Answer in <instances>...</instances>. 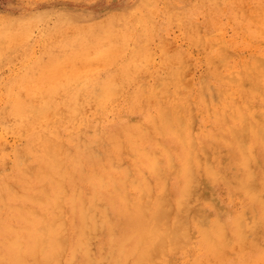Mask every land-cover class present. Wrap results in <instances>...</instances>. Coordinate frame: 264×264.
<instances>
[{"label":"rangeland","instance_id":"obj_1","mask_svg":"<svg viewBox=\"0 0 264 264\" xmlns=\"http://www.w3.org/2000/svg\"><path fill=\"white\" fill-rule=\"evenodd\" d=\"M150 1L153 2V0H147V1L146 0H130V1L129 0H0V41H2L0 42V184L3 185V187L2 185H0V205H2L0 206L1 209L0 217L2 216L3 218V219L0 218V231L1 229L2 231H4V233L2 231L0 232V235H2L0 236V252L2 253L4 251L3 252L4 254L0 253L1 254L0 264H8V263L11 264L10 260H8L10 258L9 251L6 249L7 247H5L6 241H8V239L11 236H15V237L17 236V238L20 241H22L25 245L28 244L27 240H29V235H30L28 229L30 224H29V219L24 218L22 215L25 209H30L32 211L36 209L33 213L37 212L35 213V217L37 216L36 214H38L39 216L37 217V219L40 221L45 219L47 215V210L50 212L49 218L51 219H48L47 224H50V220L51 222H53V219L56 221L53 222V225L51 223V226H53L55 231L54 232L55 234L52 235L53 240L55 237L54 244H58L56 245L57 246L56 249L54 248L55 258L53 257L49 260L47 259L46 261H45L46 258H43V255L41 253L36 254L37 255L36 257V255L34 256L33 254L24 251L23 258H26L24 260V262H26L25 264H35V263L36 264H132L133 262L134 264L136 263L137 264H183V263L184 264H201V263L202 264H207V263L208 264H220V263L221 264H244V263L264 264V251H263L264 250V246H263L264 245V234H263L264 233V162H263L264 134H261L262 131H260L261 132L260 134L263 135L262 136L263 139H262L259 133H257V129L259 127H261L264 131V99H263L264 72L262 68L264 67V0H188V1L187 0H176V1L156 0L153 3ZM69 12L70 13L72 12L71 15ZM73 13L75 14V16ZM147 13L149 16L147 15ZM150 15H152L151 18ZM15 17L16 20L14 19ZM18 17H20V19ZM62 19L64 20V22ZM161 19L164 20L161 21ZM151 21L153 22L151 23ZM128 28H130L129 31L127 30ZM148 34L151 36H148ZM24 35L26 37H24ZM48 38L50 39V41H52V43L49 41ZM90 51L91 52L93 51L94 53L92 54ZM11 57L12 60L10 61L9 59ZM91 57L93 61L91 60ZM100 60L102 63L100 62ZM69 61L72 62L69 63ZM76 61L78 64L76 63ZM106 61L108 62L106 63ZM258 61L259 63H261V65L259 64L258 67H256ZM86 62L87 64L85 65ZM97 62H99V64ZM72 64L73 66H71ZM79 64H81L82 66H80ZM90 64H92V66ZM249 64L252 65L249 66ZM141 66L142 68H145L146 66V69H142ZM78 67H81V70ZM169 68H171V70ZM125 69L126 71H124ZM259 69H261L262 71ZM179 70L181 71L179 72ZM249 70H253L254 72ZM68 71H70L74 76L71 73L70 74L73 77L70 76V74H68ZM136 71L139 73L137 74ZM175 71L177 72V75ZM127 72L128 75L126 76L125 73ZM49 73H51L52 75H50ZM59 73L62 75H60ZM134 74L139 75V77ZM226 75H228V77ZM232 75L235 77V79ZM61 76L63 78H61ZM104 77L105 78L107 77L108 80L106 79L105 81ZM43 79H48V80H43ZM124 79L126 81H123ZM112 81L115 83H113ZM186 81H188V83ZM171 82L174 84H172ZM159 83L161 85L157 86V84ZM143 84L144 87H142ZM96 85L98 86V88ZM184 85L186 87H184ZM28 87L31 88L29 92H28L29 89ZM111 87L113 88V90ZM145 87H147V89ZM165 87L169 90V93H167ZM183 87L185 89H183ZM78 88L80 89L81 92L79 91ZM171 88H173V90H171ZM174 88L179 92L176 91ZM180 88H182L183 91ZM106 89H108V92H106L107 91ZM100 90L103 93H101ZM151 90L153 91L150 92ZM17 91L19 93L20 91H22L20 93L22 96L18 94ZM112 91L115 92L113 93ZM144 91L146 92L144 93ZM210 92L215 93V95L213 94L212 97V94ZM78 94L80 95V97H78L79 96ZM82 94L84 95V97L81 96ZM103 96L105 98H103ZM106 96L107 97L109 96L108 99L106 98ZM78 98L80 102L78 101ZM80 99L82 100V102ZM206 99L208 103L206 102ZM148 100L149 102H147ZM177 100H179L180 102ZM30 101H31V105H30ZM171 101H173L174 103ZM91 102L94 103L91 104ZM176 102L179 103L180 108L178 106V103ZM26 104L28 105V107ZM187 104L189 106H187ZM218 104L220 107L217 106ZM82 105L85 108L84 107L81 108ZM59 106L61 108H58ZM69 106L71 108H69ZM97 106L99 107L101 106V107L97 108ZM164 106H167L168 108ZM77 107H79V109ZM183 107H185L186 109H184ZM192 109L193 111H190ZM10 110H12L13 113ZM110 110L112 112H110ZM214 110L217 112H215ZM17 111L21 113L17 114L18 113ZM165 111L167 112L166 117L168 118V122H166L167 121L166 119L165 122L168 123V125L165 122H163L164 118H166L164 116L166 115ZM191 112L194 113L192 114ZM231 113L234 114L232 115ZM242 113L245 114L246 117ZM14 115L18 117H14ZM152 116H154L155 118ZM169 116L170 118H172L173 121L169 119ZM177 116L178 118H180L179 116L183 118V120L181 118L182 120L181 122L182 125L184 124V126H182L181 123L179 122L180 119L176 120ZM192 116L193 118H191ZM243 117H245L246 119H244ZM75 120L78 122H76ZM96 120H98V123ZM47 121H49L48 124ZM244 121L246 122L244 123ZM156 122L157 125L155 126ZM169 122L170 125L172 124V126H174V128H171L172 126L169 125ZM191 123L193 124L189 125ZM6 124H8V126ZM17 124L19 126L20 124L22 125L19 127ZM175 124L176 125L180 124L181 126L179 125L176 127ZM186 124L189 126H187ZM242 124L243 125L247 124V131L243 130V128H245L246 125L243 127L239 126ZM157 126L160 128H157ZM179 127L183 128L181 134H180L181 131H179L178 129ZM34 128H36V130ZM176 128L178 129V131L176 130ZM255 128L257 129L255 130ZM259 130L261 129L259 128ZM235 132L239 134L241 132L245 133V135L242 133L244 136L242 135L240 136H242L241 137L242 139L243 137L246 136L245 138H247L248 140L243 139L244 140L243 141L241 138H239V140L241 139V141L238 142L237 140L238 137H237L236 138L237 143H236ZM115 133L118 135H115ZM168 133L170 134L171 137L169 136ZM191 133L194 136V140L192 138L193 136L191 135ZM20 134L21 136H19ZM41 134H43V136L48 135L49 136V137L47 136L48 138L51 137L50 140H47V137H43ZM159 134L161 135L159 136ZM179 134L182 135L183 138L186 137L187 139L186 138L183 139L182 136L179 137ZM190 135L192 137H190ZM40 136L43 138H41ZM184 140L185 143L183 142ZM191 140L193 143L191 142ZM80 141L82 143H80ZM115 141L117 142L114 143ZM55 142H57L56 144L57 146L54 145ZM60 142H63L64 144H61ZM190 143H192L193 146L192 144L190 145ZM47 144L48 147L52 146V149L51 148L48 149V147L46 146ZM60 144L62 147L60 146ZM148 144L150 146H147ZM201 145L204 146V148L206 147L205 148L206 150L204 148L202 150ZM241 145L243 146L241 147ZM59 146L61 147V150ZM89 146L91 147L90 149L84 148ZM239 146L243 148L245 154ZM253 146H254V150H253ZM191 147H195V148H191ZM43 148L48 150V152H52V153L57 150V152L59 151L60 154H57L55 152L54 157L50 158L49 155L50 154L52 155V153H47V151H45V149ZM53 148L54 149L56 148V150H54ZM216 148L218 149L217 151ZM97 149L99 151H97ZM207 149L210 150L208 151ZM92 151L95 152L93 153ZM207 152H208V157H207ZM256 152L258 154L260 153V155H258ZM55 154L59 155L60 159L63 160V162H61V160L58 159L59 157L55 156ZM94 154L96 156H94ZM73 155L77 157L76 160L78 161V163L74 160L75 157ZM170 155L173 156L170 157ZM55 157L57 158V160L55 159ZM198 157L200 161L197 159ZM46 159H49L50 161L51 159H53V163H55L56 161L58 165L61 162L63 167L60 165L59 168L58 165L56 166L55 164L54 166L55 172H53L50 175L51 178L47 177L43 179H37L41 174H44V172H46L44 171V169L42 170V167L44 166V161ZM72 159L74 160V162ZM163 159L165 160L162 161ZM188 159H190L191 163L193 164V167H190L192 166L191 163H187L189 161ZM96 160L97 162H95ZM207 160L208 162H210L209 163L211 165V166L209 165L210 167L206 165ZM19 161L21 162V164ZM118 161L121 162L119 163ZM155 162L157 163L155 164ZM217 163L220 165H218ZM24 164L26 165L24 166ZM186 164L188 165V167ZM203 164L205 167L203 166ZM5 165H6V169H3L5 168ZM33 165L36 168L35 170L33 169L34 168ZM174 165L175 167H178L180 169L173 167ZM158 167L162 171H160ZM217 167L219 168V170ZM56 168L58 171L56 170ZM62 168H64L65 170L64 169L62 170ZM191 168L193 169L191 170ZM210 168H212V170ZM66 169L69 170L66 171ZM28 170H30L31 173H28L30 172ZM252 170L253 172L255 171L254 174L252 173ZM177 171H179L178 174ZM187 171H189V173ZM214 171L215 172L217 171V173H215ZM73 173H74V177H73ZM88 174L89 175L92 174V175L88 177ZM252 174L254 176H252ZM69 175H71L72 178ZM164 175L166 176V179ZM193 175L195 176L197 175L196 176L197 179L195 178L197 181L194 180L193 177L195 176ZM134 176L135 178H137L136 180L134 179ZM220 176H222L223 178H221ZM192 179L194 181H192ZM129 180L132 185L129 183ZM139 181H141L140 183L142 185L143 190L140 186ZM4 182L5 183L8 182V183L5 184ZM44 182H46V184ZM90 183L93 185H91ZM247 183L248 184L250 183L251 187L252 185L254 186L252 187L253 190L247 189L250 188L249 187L250 184L248 186ZM9 184H11V186ZM42 184H45L44 189ZM63 184H65L66 187L63 186ZM27 185L29 187H26ZM18 186H20L21 189ZM8 187L11 189H9ZM12 189L14 190L12 191ZM16 189L18 190V193ZM1 191L3 193H1ZM34 191H38L42 193L43 197L46 196L45 198H43L44 201L46 200L45 202L41 200L42 205L35 203L34 201L31 202V200H25L22 198V195H26V193L27 194L34 193ZM165 191L167 194H165ZM15 192L18 194V196ZM141 193H144L145 196H142ZM258 193H260L261 196ZM147 194L149 195L151 194V195L149 196ZM162 194L165 196L168 195L167 197L169 202L173 206V210L169 206V204H167L168 207L167 205H165L167 200L164 201L165 204L160 203L161 200L159 201L158 199L160 198L162 199L164 197V196L162 197ZM140 195L142 196V199ZM158 195H160L159 198ZM114 196H116V198ZM155 197H157V199ZM56 198L59 200V202L57 203L56 201L58 200ZM144 198H147L148 202H146L147 199ZM164 198L162 200H164ZM83 200H85L84 202L85 204L83 203ZM144 200H146L145 203L147 204L149 203L147 205L148 207L146 208L147 210H145L146 211L145 216L142 214V211L144 209H142L141 211V208L143 206L139 207L140 205H145V203L142 204ZM157 201H159L160 204ZM60 202H62L63 208L60 207V205H58V203L61 204ZM63 202L65 204H63ZM79 204L81 205L79 206ZM134 204L136 205V207ZM182 204H186V205L188 204V208L189 206L191 207L188 210L187 206L186 205L182 206ZM160 205H163V207L166 209L160 207ZM90 206L93 208H90ZM52 207L53 208L55 207L54 211ZM154 209L159 211L157 212ZM163 210L164 211L168 210V213L170 210L173 212L170 211L169 213L170 215H168V213L165 212L166 215H164L165 213L163 212ZM182 210H184L185 213ZM84 211L87 213H85ZM91 211L93 212V214ZM153 211H155V213ZM161 211L164 214L159 213ZM56 212L60 213L61 216L63 214L62 216V219L64 218L63 223H61L62 222L61 216L59 217V214H57ZM74 212L76 215L78 214L80 216L77 215L78 216L77 218ZM153 213L155 214V216H152L154 215ZM181 213H184L182 214L183 216L181 215ZM156 214L158 215L162 214V216L165 217L162 218L161 216H158L159 217L158 218ZM167 215L168 217L169 216L170 217L167 218ZM178 215L179 216L181 215L179 219H178L179 217ZM85 216L87 217L85 218ZM152 217L153 219L149 221V218ZM104 218L106 219L104 220ZM160 218L162 219L160 220ZM165 218L169 220H167L166 222ZM118 219L121 221H118ZM202 219L204 221H202ZM123 220L125 223L124 222L122 223ZM154 221L155 222L160 221V223L156 222L155 225ZM241 221L243 222L242 224ZM163 222L166 225H164ZM185 222H187L189 226ZM126 223L128 224L126 225ZM7 224H9V226ZM243 224L244 226H242ZM125 225L127 228H124ZM137 226L139 227L141 226V231L139 235L140 238L137 236L136 232L133 231L136 230ZM153 226L154 229L155 228L156 229L151 231L152 229L150 230V228H153ZM178 226L180 228H182L183 226L184 229L188 227V229L185 233H183L185 230H183V228L180 229ZM255 226L257 227L258 230H255L256 229ZM39 228H40L39 231L41 232L42 224H39ZM63 228H65V230ZM243 228L245 229L242 231ZM249 228H250V233H249ZM252 228L254 231L251 230ZM56 229L58 230V232ZM81 229L82 232L80 231ZM144 229L147 230L148 233ZM60 230L61 232L59 233ZM95 230L96 232H94ZM161 230H163V234L161 233ZM170 230L171 232L175 230L174 233L172 232L173 234H175L176 231L178 232L175 234V236L176 235L181 236V237L176 236L179 238V240L175 241L176 237L174 239V236H172L174 240L168 238V236L170 237L171 235H173L170 232ZM179 230L181 232H179ZM131 231L133 232L130 235ZM166 232L171 234L166 235ZM240 233L242 234V236L240 235ZM254 233L255 234L257 233V236L253 235ZM120 234H122L123 236ZM164 234L166 237H164ZM246 234L247 235L250 234L252 236L249 235L248 238L245 239L246 237L244 236ZM61 235H63L65 240L67 238L65 242L63 241V238H61ZM146 235L147 237H145ZM253 236L256 238H252ZM90 238H92V240ZM167 238L171 239L172 241H167L168 240ZM182 238L183 240H180ZM222 238L224 243L222 241ZM185 239L187 240V242H185L186 241ZM230 239L232 240L229 241ZM60 240L65 244H62ZM94 240L96 244L94 243ZM153 240L154 241L162 240L160 241L161 244L163 243V241L164 242L167 241V244L163 243L164 246L165 245L167 246L163 248V244L159 246L160 245L159 241L158 243L157 242L154 243ZM239 241L241 244L239 243ZM243 241L246 242V244ZM59 242L62 245L59 244ZM217 242L219 244H217ZM3 243H5V245ZM242 243H244L243 247H241ZM170 244H172L171 246L174 247L175 249L170 247ZM234 245H236V247H234ZM63 246H66V248H64ZM156 246H159V249ZM61 247H63V249ZM133 248L134 250H132ZM155 249L158 250L159 253H155L154 252ZM149 251L150 252L153 251V253L151 252L153 256L150 254ZM162 251H164V254ZM62 252L63 254H61ZM255 253L256 254L258 253L260 255H256ZM132 254L134 256H132ZM261 254L263 255L261 256ZM140 255L141 257L138 258ZM216 257H218L219 259ZM220 258H222L221 261ZM222 260L224 263L222 262ZM106 261H108L109 263H106ZM141 261L143 262L141 263Z\"/></svg>","mask_w":264,"mask_h":264},{"label":"bare ground","instance_id":"obj_2","mask_svg":"<svg viewBox=\"0 0 264 264\" xmlns=\"http://www.w3.org/2000/svg\"><path fill=\"white\" fill-rule=\"evenodd\" d=\"M129 1H130V0H129ZM146 1H147V0H146ZM154 1H156V0H153V2H154ZM175 1H176V0H175ZM187 1H188V0H187ZM150 2H152V1H150ZM153 2H152V3H153ZM194 2H196V1H194ZM194 4H195V3H194ZM189 5H190V4H189ZM191 5H192V4H191ZM153 6H154V5H153ZM179 6H181V5H179ZM179 6H178V7H179ZM122 7H123V6H122ZM151 7H152V6H151ZM190 8H191V7H190ZM43 9H44V8H43ZM43 9H42V10H43ZM47 9H48V8H47ZM146 9H147V8H146ZM148 9H149V8H148ZM150 9H151V8H150ZM155 9H156V8H155ZM166 9H167V7H166ZM183 9H184V8H183ZM185 9H186V8H185ZM192 9H193V8H192ZM45 10H46V9H45ZM91 10H92V9H91ZM123 10H124V9H123ZM130 10H131V9H130ZM78 11H79V10H78ZM89 11H90V10H89ZM147 11H148V10H147ZM36 12H37V11H36ZM36 12H35V13H36ZM81 12H82V11H81ZM117 12H118V11H117ZM165 12H166V11H165ZM172 12H173V11H172ZM37 13H38V12H37ZM69 13H70V12H69ZM71 13H72V12H71ZM71 13H70V15H71ZM149 13H150V12H149ZM169 13H170V12H169ZM180 13H181V12H180ZM184 13H185V12H184ZM190 13H191V12H190ZM73 14H74V13H73ZM94 14H95V13H94ZM96 14H97V12H96ZM98 14H99V13H98ZM113 14H114V13H113ZM125 14H126V13H125ZM29 15H30V14H29ZM53 15H54V14H53ZM55 15H56V14H55ZM87 15H88V14H87ZM115 15H116V14H115ZM115 15H114V17H115ZM119 15H120V14H119ZM119 15H118V16H119ZM147 15H148V13H147ZM147 15H145V16H147ZM163 15H164V13H163ZM167 15H168V14H167ZM171 15H172V14H171ZM180 15H181V14H180ZM188 15H189V14H188ZM14 16H15V15H14ZM72 16H73V15H72ZM74 16H75V14H74ZM107 16H108V15H107ZM122 16H123V15H122ZM127 16H128V15H127ZM148 16H149V15H148ZM151 16H152V15H150V18H151ZM185 16H186V15H185ZM10 17H11V16H10ZM25 17H26V16H25ZM78 17H79V16H78ZM82 17H83V16H82ZM140 17H141V16H140ZM3 18H4V17H3ZM18 18L20 19V17H18ZM42 18H43V17H42ZM57 18H58V17H57ZM66 18H67V17H66ZM70 18H71V17H70ZM14 19L16 20V17H15ZM24 19H25V18H24ZM80 19H81V18H80ZM152 19H153V18H152ZM156 19H157V18H156ZM12 20H13V19H12ZM27 20H28V19H27ZM62 20H63V19H62ZM67 20H68V19H67ZM77 20H78V18H77ZM98 20H99V19H98ZM105 20H106V19H105ZM114 20H115V19H114ZM114 20H113V21H114ZM124 20H126V19H124ZM150 20H151V19H150ZM162 20H164V19H161V21H162ZM99 21H100V20H99ZM146 21H147V20H146ZM12 22H13V21H12ZM37 22H38V21H37ZM41 22H42V21H41ZM63 22H64V20H63ZM70 22H71V21H70ZM85 22H86V21H85ZM91 22H92V21H91ZM101 22H102V21H101ZM114 22H115V21H114ZM144 22H145V21H144ZM152 22H153V21H151V23H152ZM154 22H156V21H154ZM16 23H17V22H16ZM35 23H36V22H35ZM67 23H68V22H67ZM111 23H112V22H111ZM28 24H29V23H28ZM36 24H37V23H36ZM101 24H102V23H101ZM146 24H147V22H146ZM154 24H155V23H154ZM160 24H161V22H160ZM5 25H6V24H5ZM12 25H13V24H12ZM23 25H25V24H23ZM38 25H40V24H38ZM111 25H112V24H111ZM156 25H157V24H156ZM13 26H14V25H13ZM31 26H32V25H31ZM34 26H35V25H34ZM92 26H93V25H92ZM120 26H121V25H120ZM32 27H33V26H32ZM108 27H109V26H108ZM113 27H114V26H113ZM164 27H166V26H164ZM119 28H120V27H119ZM148 28H149V27H148ZM193 28H194V27H193ZM20 29H21V28H20ZM25 29H26V28H25ZM29 29H31V28H29ZM129 29H130V28H128L127 30L129 31ZM133 29H134V28H133ZM143 29H144V28H143ZM190 29H191V27H190ZM23 30H24V29H23ZM115 30H116V29H115ZM115 30H114V31H115ZM149 30H151V29H149ZM154 30H155V29H154ZM6 31H7V30H6ZM159 31H160V30H159ZM161 31H162V30H161ZM92 32H93V30H92ZM122 32H124V31H122ZM14 33H15V32H14ZM16 33H17V30H16ZM26 33H27V32H26ZM44 33H45V32H44ZM19 34H20V33H19ZM27 34H28V33H27ZM27 34H26V35H27ZM33 34H34V33H33ZM124 34H125V33H124ZM15 35H16V34H15ZM15 35H14V36H15ZM30 35H31V34H30ZM138 35H139V34H138ZM151 35H152V33H151ZM151 35L148 34V36H151ZM17 36H18V35H17ZM20 36H21V35H20ZM123 36H125V35H123ZM24 37H26V36L24 35ZM152 37H153V36H152ZM152 37H151V38H152ZM3 38H4V37H3ZM14 38H16V37H14ZM18 38H20V37H18ZM32 38H33V36H32ZM46 38H47V37H46ZM143 38H144V37H143ZM48 39H49V38H48ZM121 39H122V38H121ZM138 39H139V38H138ZM138 39H137V40H138ZM148 39H149V38H148ZM4 40H6V39H4ZM23 40H24V39H23ZM52 40H53V39H52ZM129 40H130V39H129ZM129 40H128V41H129ZM140 40H141V39H140ZM49 41H50V39H49ZM94 41H95V40H94ZM117 41H118V40H117ZM123 41H124V40H123ZM142 41H143V40H142ZM0 42H2V41H0ZM47 42H48V41H47ZM50 42L52 43V41H50ZM50 42H49V43H50ZM130 42H131V41H130ZM139 42H140V41H139ZM82 43H83V42H82ZM44 44H45V43H44ZM46 44H47V43H46ZM197 44H198V43H197ZM44 46H45V45H44ZM69 46H70V45H69ZM78 46H79V44H78ZM122 46H124V45H122ZM137 46H138V45H137ZM137 46H136V47H137ZM49 47H50V46H49ZM143 47H144V46H143ZM143 47H142V48H143ZM43 48H44V47H43ZM46 48H47V47H46ZM47 49H48V48H47ZM113 50H114V49H113ZM98 51H99V50H98ZM54 52H56V51H54ZM85 52H86V51H85ZM87 52H88V51H87ZM90 52H91V51H90ZM122 52H123V51H122ZM91 53L93 54L94 52L92 51ZM91 53H90V54H91ZM100 53H101V52H100ZM24 54H25V53H24ZM85 54H86V53H85ZM95 54H96V53H95ZM101 54H102V53H101ZM124 54H125V53H124ZM58 55H59V54H58ZM76 55H77V54H76ZM98 55H100V54H98ZM106 55H108V54H106ZM106 55H105V56H106ZM122 55H123V54H122ZM133 55H134V54H133ZM167 55H168V54H167ZM16 56H17V55H16ZM60 56H61V55H60ZM74 56H75V55H74ZM80 56H81V55H80ZM93 56H94V55H93ZM96 56H97V55H96ZM12 57H13V56H12ZM12 57L9 59L10 61L12 60ZM57 57H59V56H57ZM87 57H88V56H87ZM102 57H103V55H102ZM113 57H114V56H113ZM165 57H166V56H165ZM47 58H48V57H47ZM60 58H61V57H60ZM76 58H77V56H76ZM76 58H75V59H76ZM97 58H98V57H97ZM72 59H73V58H72ZM84 59H85V57H84ZM102 59H103V58H102ZM102 59H101V60H102ZM120 59H121V58H120ZM88 60H89V59H88ZM91 60H92V57H91ZM91 60H90V61H91ZM101 60H100V62H101ZM103 60H104V59H103ZM128 60H129V59H128ZM134 60H135V59H134ZM181 60H182V58H181ZM181 60H180V61H181ZM66 61H67V60H66ZM72 61H73V60H72ZM72 61H69V63H71ZM80 61H81V60H80ZM84 61H85V60H84ZM86 61H87V60H86ZM92 61H93V60H92ZM92 61H91V62H92ZM136 61H137V60H136ZM143 61H144V59H143ZM146 61H147V60H146ZM78 62H79V61H78ZM87 62H88V61H87ZM87 62L85 63V65L87 64ZM104 62H105V61H104ZM107 62H108V61H106V63H107ZM134 62H135V61H134ZM67 63H68V62H67ZM76 63H77V61H76ZM80 63H81V62H80ZM83 63H84V62H83ZM83 63H82V64H83ZM92 63H93V62H92ZM97 63L99 64V62H97ZM101 63H102V62H101ZM106 63H105V64H106ZM128 63H129V62H128ZM138 63H139V62H138ZM179 63H180V62H179ZM181 63H183V62H181ZM249 63H250V62H249ZM77 64H78V63H77ZM130 64H132V63H130ZM136 64H137V63H136ZM141 64H142V63H141ZM144 64H145V63H144ZM259 64L261 65V63H259V61H258V64H257L256 67H258ZM79 65L82 66L81 64H79ZM90 65L92 66V64H90ZM106 65H107V64H106ZM244 65H245V64H244ZM251 65H252V64H251ZM251 65L249 64V66H251ZM69 66H70V64H69ZM71 66H73V64H72ZM76 66H77V65H76ZM136 66H137V65H136ZM147 66H148V65H147ZM262 66H263V65H262ZM262 66H260V67H262ZM53 67H54V66H53ZM53 67H52V68H53ZM59 67H60V65H59ZM64 67H65V66H64ZM64 67H63V68H64ZM93 67H95V66H93ZM178 67H179V66H178ZM183 67H184V65H183ZM256 67H255V68H256ZM65 68H66V67H65ZM78 68L81 70V67H78ZM88 68H89V67H88ZM105 68H106V67H105ZM139 68H140V67H139ZM141 68H142V66H141ZM262 68H263V72H264V67H262ZM54 69H55V68H54ZM58 69H59V68H58ZM71 69H72V68H71ZM91 69H93V68H91ZM100 69H102V68H100ZM107 69H108V68H107ZM142 69H146V66H145V68H142ZM169 69L171 70V68H169ZM173 69H174V68H173ZM178 69H179V68H178ZM244 69H245V68H244ZM59 70H60V69H59ZM59 70H58V71H59ZM61 70H62V69H61ZM69 70H70V67H69ZM82 70H83V69H82ZM87 70H89V69H87ZM96 70H97V69H96ZM112 70H113V69H112ZM138 70H139V69H138ZM181 70H182V69H181ZM181 70H179V72H180ZM253 70H254V69H253ZM253 70H249V71H253ZM259 70H261V69H259ZM83 71H84V70H83ZM124 71H126V69H125ZM124 71H123V72H124ZM139 71H140V70H139ZM144 71H145V70H144ZM184 71H185V69H184ZM241 71H242V69H241ZM261 71H262V70H261ZM47 72H48V71H47ZM62 72H63V71H62ZM65 72H66V70H65ZM108 72H109V71H108ZM128 72H129V71H128ZM128 72L125 73L126 76L128 75ZM136 72H137V71H136ZM142 72H143V70H142ZM142 72H140V73H142ZM175 72H176V71H175ZM253 72H254V71H253ZM27 73H28V72H27ZM70 73H71V72L68 71V74H70ZM98 73H99V72H98ZM104 73H105V72H104ZM138 73H139V72H137V74H138ZM158 73H159V71H158ZM185 73H186V72H185ZM239 73H240V71H239ZM260 73H261V72H260ZM49 74L52 75L51 73H49ZM59 74H60V73H59ZM63 74H64V73H63ZM71 74H72V73H71ZM71 74H70V76L73 75V74H72V75H71ZM107 74H108V73H107ZM137 74H134V75H137ZM143 74H145V73H143ZM54 75H55V73H54ZM60 75H62V74H60ZM66 75H67V74H66ZM172 75H174V74H172ZM176 75H177V72H176ZM179 75H180V74H179ZM214 75H215V74H214ZM217 75H218V74H217ZM42 76H43V75H42ZM73 76H74V75H73ZM73 76H72V77H73ZM115 76H116V75H115ZM123 76H124V75H123ZM137 76L139 77V75H137ZM159 76H160V75H159ZM170 76H171V75H170ZM224 76H225V75H224ZM224 76H223V77H224ZM226 76L228 77V75H226ZM232 76H233V75H232ZM250 76H251V75H250ZM257 76H258V75H257ZM37 77H38V76H37ZM51 77H52V76H51ZM53 77H55V76H53ZM101 77H102V76H101ZM121 77H122V76H121ZM184 77H185V76H184ZM216 77H217V76H216ZM233 77H234V76H233ZM61 78H63V77L61 76ZM66 78H67V77H66ZM104 78H105V77H104ZM126 78H127V77H126ZM126 78H125V79H126ZM131 78H133V77H131ZM140 78H141V77H140ZM231 78H232V77H231ZM237 78H238V77H237ZM259 78H260V76H259ZM262 78H263V77H262ZM36 79H37V78H36ZM51 79H52V78H51ZM70 79H71V78H70ZM80 79H81V78H80ZM94 79H95V78H94ZM101 79H102V78H101ZM106 79H107V77H106L104 80L106 81ZM121 79H122V78H121ZM125 79H124L123 81H126ZM134 79H135V77H134ZM136 79H137V78H136ZM211 79H213V78H211ZM220 79H221V78H220ZM234 79H235V77H234ZM245 79H246V78H245ZM252 79H254V78H252ZM263 79H264V78H263ZM37 80H38V79H37ZM43 80H48V79H43ZM55 80H56V79H55ZM55 80H54V81H55ZM66 80H67V79H66ZM75 80H76V78H75ZM107 80H108V79H107ZM109 80H110V79H109ZM130 80H131V79H130ZM228 80H229V79H228ZM54 81H53V82H54ZM57 81H58V80H57ZM59 81H60V80H59ZM114 81H115V80H114ZM116 81H117V80H116ZM164 81H165V80H164ZM166 81H167V80H166ZM169 81H170V80H169ZM243 81H244V80H243ZM248 81H249V80H248ZM29 82H30V81H29ZM34 82H37V81H34ZM46 82H47V81H46ZM103 82H104V81H103ZM108 82H109V81H108ZM112 82H113V81H112ZM121 82H122V80H121ZM141 82H142V81H141ZM141 82H140V83H141ZM186 82L188 83V81H186ZM220 82H221V81H220ZM252 82H253V81H252ZM256 82H257V81H256ZM27 83H28V82H27ZM40 83H41V82H40ZM60 83H61V82H60ZM82 83H83V82H82ZM113 83H115V82H113ZM119 83H120V82H119ZM171 83H172V82H171ZM260 83H261V82H260ZM34 84H35V83H34ZM46 84H47V83H46ZM56 84H58V83H56ZM56 84H55V85H56ZM62 84H63V83H62ZM104 84H105V83H104ZM109 84H110V83H109ZM131 84H132V82H131ZM152 84H153V83H152ZM161 84H162V82H161ZM161 84L159 83V84H157V86H158V85H161ZM172 84H174V83H172ZM177 84H178V83H177ZM185 84H186V83H185ZM199 84H200V83H199ZM233 84H234V83H233ZM249 84H250V83H249ZM28 85H29V84H28ZM42 85H43V84H42ZM44 85H45V83H44ZM44 85H43V86H44ZM49 85H50V84H49ZM60 85H61V84H60ZM107 85H108V84H107ZM111 85H113V84H111ZM111 85H110V86H111ZM117 85H118V84H117ZM153 85H154V84H153ZM167 85H168V84H167ZM169 85H170V84H169ZM252 85H253V84H252ZM255 85H256V84H255ZM33 86H35V85H33ZM79 86H80V84H79ZM82 86H83V85H82ZM96 86H97V85H96ZM105 86H106V85H105ZM163 86H164V85H163ZM170 86H171V85H170ZM174 86H175V85H174ZM207 86H209V85H207ZM259 86H260V85H259ZM46 87H47V86H46ZM94 87H95V86H94ZM118 87H120V86H118ZM127 87H128V86H127ZM142 87H144V84H143ZM153 87H154V86H153ZM184 87H186V86L184 85ZM184 87H183V89H185ZM262 87H263V86H262ZM262 87H261V88H262ZM28 88H29V87H28ZM28 88H27V89H28ZM38 88H39V87H38ZM97 88H98V86H97ZM97 88H96V89H97ZM111 88H112V87H111ZM139 88H140V87H139ZM145 88L147 89V87H145ZM155 88H157V87H155ZM159 88H160V87H159ZM162 88H163V87H162ZM165 88H166V87H165ZM168 88H169V86H168ZM178 88H179V87H178ZM216 88H217V87H216ZM239 88H240V87H239ZM252 88H253V87H252ZM30 89H31V88L28 89V92H29ZM78 89H79V88H78ZM109 89H110V88H109ZM118 89H119V88H118ZM124 89H126V88H124ZM163 89H164V88H163ZM174 89H175V88H174ZM180 89H182V88H180ZM183 89H182V91H183ZM196 89H198V88H196ZM220 89H221V88H220ZM241 89H242V88H241ZM256 89H257V88H256ZM258 89H259V88H258ZM263 89H264V87H263ZM94 90H95V89H94ZM94 90H93V92H94ZM106 90H107L106 92H108V89H106ZM112 90H113V88H112ZM122 90H123V89H122ZM122 90H121V92H122ZM143 90H144V89H143ZM159 90H160V89H159ZM164 90H165V89H164ZM166 90H167V93H169V90H168L167 88H166ZM171 90H173V88H171ZM175 90H176V89H175ZM206 90H207V89H206ZM244 90H245V89H244ZM253 90H255V89H253ZM79 91H80V89H79ZM79 91H78V92H79ZM104 91H105V90H104ZM141 91H142V90H141ZM152 91H153V90H151L150 92H152ZM154 91H156V90H154ZM161 91H162V90H161ZM176 91H178V90H176ZM203 91H204V90H203ZM248 91H249V90H248ZM17 92H18V91H17ZM21 92H22V91H20V93H21ZM31 92H32V91H31ZM80 92H81V91H80ZM80 92H79V93H80ZM100 92H101V90H100ZM100 92H99V93H100ZM112 92H113V91H112ZM114 92H115V91H114ZM114 92H113V93H114ZM145 92H146V91H144V93H145ZM178 92H179V91H178ZM228 92H229V91H228ZM245 92H246V91H245ZM262 92H263V91H262ZM20 93L18 92V94H20ZM101 93H103V92H101ZM154 93H157V92H154ZM165 93H166V92H165ZM183 93H185V92H183ZM206 93H207V92H206ZM210 93L212 94V97H213V94L215 95V93H212V92H210ZM230 93H231V92H230ZM16 94H17V93H16ZM33 94H34V93H33ZM76 94H77V93H76ZM95 94H97V93H95ZM118 94H119V93H118ZM170 94H173V93H170ZM180 94H181V93H180ZM203 94H204V93H203ZM220 94H221V92H220ZM220 94H219V95H220ZM223 94H224V93H223ZM259 94H260V93H259ZM2 95H3V94H2ZM20 95H21V94H20ZM78 95H79V94H78ZM115 95H116V94H115ZM132 95H133V94H132ZM168 95H169V94H168ZM216 95H217V94H216ZM262 95H263V94H262ZM21 96H22V95H21ZM59 96H60V95H59ZM74 96H75V95H74ZM81 96L84 97L83 94H82ZM86 96H87V95H86ZM91 96H92V95H91ZM93 96H94V95H93ZM111 96H112V95H111ZM126 96H127V95H126ZM158 96H159V95H158ZM180 96H181V95H180ZM217 96H218V95H217ZM220 96H221V95H220ZM233 96H234V95H233ZM263 96H264V95H263ZM53 97H54V96H53ZM76 97H77V96H76ZM78 97H80V95H79ZM94 97H95V96H94ZM99 97H100V96H99ZM108 97H109V96H108ZM108 97L106 96L107 99H108ZM156 97H157V96H156ZM166 97H167V96H166ZM243 97H244V96H243ZM54 98H55V97H54ZM86 98H87V97H86ZM103 98H105V97L103 96ZM103 98H102V99H103ZM152 98H153V96H152ZM223 98H224V97H223ZM223 98H222V99H223ZM232 98H233V97H232ZM95 99H96V98H95ZM95 99H93V100H95ZM136 99H137V98H136ZM150 99H151V97H150ZM167 99H168V98H167ZM182 99H183V98H182ZM184 99H185V98H184ZM190 99H191V98H190ZM199 99H200V98H199ZM263 99H264V98H263ZM45 100H46V99H45ZM75 100H76V99H75ZM80 100H81V99H80ZM192 100H194V99H192ZM220 100H221V99H220ZM233 100H234V99H233ZM35 101H36V100H35ZM78 101H79V98H78ZM78 101H76V102H78ZM90 101H91V100H90ZM110 101H112V100H110ZM141 101H142V100H141ZM155 101H156V100H155ZM177 101H179V100H177ZM202 101H203V100H202ZM214 101H215V100H214ZM218 101H219V100H218ZM243 101H244V100H243ZM76 102H75V103H76ZM79 102H80V101H79ZM81 102H82V100H81ZM85 102H86V101H85ZM94 102H95V101H94ZM94 102H91V104H93ZM139 102H140V100H139ZM147 102H149V100H148ZM167 102H168V101H167ZM171 102H173V101H171ZM179 102H180V101H179ZM206 102L208 103L207 99H206ZM212 102H213V101H212ZM216 102H217V101H216ZM261 102H262V101H261ZM48 103H49V102H48ZM99 103H100V102H99ZM154 103H155V102H154ZM158 103H159V101H158ZM169 103H170V102H169ZM173 103H174V102H173ZM176 103H178V102H176ZM213 103H214V102H213ZM242 103H243V102H242ZM248 103H249V102H248ZM256 103H257V102H256ZM256 103H255V104H256ZM16 104H17V103H16ZM22 104H23V102H22ZM83 104H84V103H83ZM89 104H90V103H89ZM97 104H98V102H97ZM105 104H106V103H105ZM145 104H146V103H145ZM150 104H151V103H150ZM182 104H183V103H182ZM189 104H190V103H189ZM198 104H199V103H198ZM204 104H205V103H204ZM26 105H27V104H26ZM30 105H31V101H30ZM46 105H47V104H46ZM63 105H64V104H63ZM74 105H75V104H74ZM78 105H79V104H78ZM111 105H112V104H111ZM148 105H149V104H148ZM161 105H162V103H161ZM169 105H170V104H169ZM169 105H168V106H169ZM174 105H175V104H174ZM176 105H177V104H176ZM199 105H200V104H199ZM201 105H202V104H201ZM225 105H226V104H225ZM230 105H231V104H230ZM238 105H239V104H238ZM241 105H242V104H241ZM250 105H251V104H250ZM4 106H5V105H4ZM4 106H3V107H4ZM22 106H23V105H22ZM24 106H25V105H24ZM67 106H68V105H67ZM75 106H76V105H75ZM80 106H81V105H80ZM87 106H88V104H87ZM105 106H106V105H105ZM135 106H136V105H135ZM178 106H179V108H180L179 103H178ZM184 106H185V105H184ZM187 106H189V105L187 104ZM211 106H212V105H211ZM217 106H219V104H218ZM226 106H227V105H226ZM235 106H236V105H235ZM242 106H243V105H242ZM18 107H20V106H18ZM27 107H28V105H27ZM29 107H30V106H29ZM49 107H50V104H49ZM63 107H64V106H63ZM83 107H84V106L82 105L81 108H83ZM94 107H95V106H94ZM98 107H99V106H97V108H98ZM100 107H101V106H100ZM100 107H99V108H100ZM146 107H147V106H146ZM164 107L168 108L167 106H164ZM169 107H170V106H169ZM190 107H191V106H190ZM200 107H201V106H200ZM219 107H220V106H219ZM236 107H237V106H236ZM239 107H240V106H239ZM12 108H13V107H12ZM21 108H22V107H21ZM31 108H32V107H31ZM58 108H61V107L59 106ZM58 108H57V109H58ZM69 108H71V107L69 106ZM69 108H68V109H69ZM77 108L79 109V107H77ZM84 108H85V107H84ZM126 108H128V107H126ZM126 108H125V109H126ZM161 108H162V107H161ZM166 108H165V109H166ZM176 108H177V107H176ZM183 108L186 109L185 107H183ZM191 108H192V107H191ZM191 108H190V109H191ZM208 108H209V107H208ZM227 108H228V107H227ZM229 108H230V107H229ZM237 108H238V107H237ZM68 109H67V110H68ZM89 109H91V108H89ZM184 109H183V110H184ZM217 109H218V108H217ZM3 110H4V109H3ZM5 110H6V109H5ZM16 110H17V109H16ZM34 110H35V108H34ZM58 110H59V109H58ZM114 110H115V109H114ZM128 110H129V109H128ZM130 110H131V109H130ZM161 110H162V109H161ZM166 110H167V109H166ZM174 110H175V109H174ZM179 110H180V109H179ZM211 110H212V109H211ZM211 110H210V111H211ZM249 110H250V109H249ZM259 110H260V109H259ZM10 111L13 113L12 110H10ZM22 111H23V110H22ZM56 111H57V110H56ZM62 111H63V110H62ZM73 111H74V110H73ZM78 111H79V110H78ZM83 111H84V109H83ZM85 111H86V110H85ZM170 111H171V109H170ZM190 111H193V109L190 110ZM208 111H209V110H208ZM214 111H215V110H214ZM262 111H263V110H262ZM17 112H18V111H17ZM80 112H81V111H80ZM99 112H100V111H99ZM110 112H112V111L110 110ZM148 112H149V111H148ZM176 112H177V111H176ZM178 112H180V111H178ZM184 112H186V111H184ZM215 112H217V111H215ZM15 113H16V112H15ZM20 113H21V112H20ZM20 113L18 112L17 114H20ZM26 113H27V112H26ZM54 113H55V112H54ZM62 113H63V112H62ZM131 113H132V112H131ZM152 113H153V112H152ZM165 113H166V115H164V116L166 117V116H167V112L165 111ZM165 113H164V114H165ZM181 113H182V112H181ZM188 113H189V112H188ZM191 113H192V112H191ZM193 113H194V112H193ZM193 113H192V114H193ZM223 113H224V112H223ZM228 113H229V112H228ZM10 114H11V113H10ZM17 114H16V115H17ZM76 114H77V113H76ZM145 114H146V113H145ZM179 114H180V113H179ZM183 114H184V113H183ZM206 114H207V113H206ZM213 114H214V113H213ZM231 114H232V113H231ZM233 114H234V113H233ZM233 114H232V115H233ZM242 114H243V113H242ZM7 115H8V113H7ZM16 115H14V117H18V116H16ZM22 115H23V114H22ZM24 115H25V114H24ZM74 115H75V114H74ZM80 115H81V114H80ZM104 115H105V114H104ZM141 115H142V114H141ZM169 115H170V114H169ZM172 115H173V113H172ZM181 115H182V114H181ZM211 115H212V114H211ZM223 115H224V114H223ZM227 115H228V114H227ZM243 115L245 116V114H243ZM86 116H88V115H86ZM142 116H143V115H142ZM209 116H210V115H209ZM209 116H208V117H209ZM219 116H220V115H219ZM51 117H53V116H51ZM104 117H105V116H104ZM121 117H122V116H121ZM123 117H125V116H123ZM148 117H149V116H148ZM152 117H154V116H152ZM159 117H160V116H159ZM179 117H180V118H178V116H177V117H176V120H177V119H178V120L180 119L179 122H180L181 125H182V122H181V121L183 120V118H182L181 116H179ZM188 117H189V116H188ZM238 117H239V116H238ZM238 117H237V118H238ZM245 117H246V116H245ZM245 117H243V118L246 119ZM112 118H113V117H112ZM146 118H147V117H146ZM154 118H155V117H154ZM156 118H157V117H156ZM181 118H182V120H181ZM191 118H193V116H192ZM75 119H76V118H75ZM82 119H84V118H82ZM144 119H145V118H144ZM149 119H150V118H149ZM152 119H153V118H152ZM165 119H166L167 121H166ZM169 119L172 120V118H170V116H169ZM212 119H213V118H212ZM240 119H241V117H240ZM45 120H46V119H45ZM50 120H51V119H50ZM50 120H49V121H50ZM120 120H122V119H120ZM120 120H119V121H120ZM140 120H141V119H140ZM140 120H139V121H140ZM142 120H143V119H142ZM153 120H154V119H153ZM170 120H169V121H170ZM214 120H215V119H214ZM218 120H219V119H218ZM222 120H223V118H222ZM6 121H7V120H6ZM42 121H43V120H42ZM49 121H47V124H48ZM75 121H76V120H75ZM96 121H97V123H98V120H96ZM126 121H127V120H126ZM165 121L168 122V118H167V117L164 118V121H163V122H165ZM172 121H173V120H172ZM172 121H171V123H172ZM192 121H193V120H192ZM242 121H243V120H242ZM254 121H255V120H254ZM66 122H67V121H66ZM76 122H78V121H76ZM151 122H152V121H151ZM161 122H162V121H161ZM166 122H165V123H166ZM193 122H194V121H193ZM198 122H199V121H198ZM220 122H221V121H220ZM245 122H246V121H244V123H245ZM258 122H259V121H258ZM73 123H74V122H73ZM83 123H84V122H83ZM94 123H95V122H94ZM113 123H114V122H113ZM173 123H174V122H173ZM183 123H184V121H183ZM195 123H196V122H195ZM217 123H218V122H217ZM151 124H152V123H151ZM162 124H163V123H162ZM166 124L168 125V123H166ZM192 124H193V123H191V124H189V125H192ZM251 124H252V123H251ZM4 125H5V124H4ZM6 125L8 126V124H6ZM17 125H18V124H17ZM21 125H22V124H20V126H21ZM83 125H84V124H83ZM156 125H157V122H156L155 126H156ZM169 125H170V122H169ZM175 125H176V124H175ZM179 125H180V124L176 125V127L179 126ZM181 125H180V126H181ZM186 125H187V124H186ZM189 125H187V126H189ZM221 125H222V124H221ZM224 125H225V124H224ZM224 125H223V126H224ZM245 125H246V127H245L246 129L243 128V130L247 131V124H244V125L242 124V125H239V126H242V127H243V126H245ZM253 125H254V124H253ZM18 126H19V125H18ZM20 126H19V127H20ZM44 126H45V125H44ZM65 126H66V125H65ZM118 126H119V124H118ZM151 126H152V125H151ZM153 126H154V125H153ZM170 126H172V124H171ZM182 126H184V124H183ZM201 126H202V125H201ZM219 126H220V125H219ZM229 126H230V125H229ZM254 126H255V125H254ZM121 127H122V126H121ZM129 127H130V126H129ZM143 127H144V125H143ZM143 127H142V128H143ZM168 127H169V126H168ZM199 127H200V126H199ZM21 128H22V127H21ZM42 128H43V127H42ZM63 128H64V127H63ZM68 128H69V127H68ZM119 128H120V127H119ZM130 128H131V127H130ZM140 128H141V127H140ZM146 128H147V127H146ZM157 128H160V127L157 126ZM171 128H174V126H172ZM171 128H170V129H171ZM191 128H192V126H191ZM200 128H201V127H200ZM230 128H231V127H230ZM251 128H252V127H251ZM259 128H260L261 130H259ZM259 128H258V129L255 128V130L257 129V133H259V135H260L261 138H262L263 135H261V134H264V131H263V129H262L261 127H259ZM6 129H7V128H6ZM6 129H5V130H6ZM34 129L36 130V128H34ZM40 129H41V128H40ZM60 129H61V128H60ZM65 129H66V128H65ZM148 129H149V128H148ZM170 129H168V130H170ZM178 129H179V131H181V132H180V134H181L182 131H183V130H182L183 128H180V127H179ZM178 129L176 128L177 131H178ZM238 129H239V128H238ZM82 130H83V129H82ZM82 130H81V131H82ZM192 130H193V129H192ZM211 130H212V129H211ZM236 130H237V129H236ZM16 131H17V130H16ZM97 131H98V130H97ZM102 131H104V130H102ZM152 131H153V130H152ZM189 131H190V130H189ZM220 131H221V129H220ZM227 131H228V129H227ZM245 131H244V132H245ZM260 131H262V133H261ZM50 132H51V131H50ZM124 132H125V131H124ZM149 132H150V131H149ZM175 132H176V131H175ZM186 132H187V131H186ZM237 132H238V131H237ZM21 133H22V132H21ZM24 133H25V132H24ZM40 133H41V132H40ZM58 133H59V131H58ZM87 133H88V132H87ZM106 133H107V130H106ZM109 133H110V132H109ZM150 133H151V132H150ZM164 133H165V132H164ZM224 133H225V132H224ZM232 133H233V132H232ZM242 133H243V132H241V133L239 134V133H236V132H235V134H236L235 142H236V138H237V137H238V139H237L238 142L241 141V139H242L241 137L245 135V133H243L244 135H243ZM260 133H261V134H260ZM49 134H50V133H49ZM135 134H136V133H135ZM141 134H143V133H141ZM161 134H162V132H161ZM161 134H159V136H160ZM168 134H169V133H168ZM180 134H179V137L182 136V135H180ZM187 134H189V133H187ZM207 134H208V133H207ZM212 134H213V133H212ZM235 134H234V135H235ZM30 135H31V134H30ZM30 135H29V137H30ZM41 135L43 136V134H41ZM45 135H46V134H45ZM77 135H78V134H77ZM79 135H80V133H79ZM104 135H105V134H104ZM109 135H110V134H109ZM115 135H118V134L115 133ZM126 135H127V134H126ZM128 135H129V134H128ZM183 135H184V132H183ZM191 135H192V133H191ZM191 135H190V137L193 136V135H192V136H191ZM240 135H242V136H240ZM256 135H257V134H256ZM19 136H21V134H20ZM47 136H48V135L43 136V137H47ZM60 136H61V135H60ZM83 136H85V135H83ZM113 136H114V134H113ZM143 136H144V135H143ZM156 136H158V135H156ZM169 136H170V134H169ZM196 136H197V135H196ZM231 136H232V134H231ZM239 136H240V137H239ZM22 137H23V136H22ZM40 137H41V136H40ZM43 137H41V138H43ZM48 137H49V136H48ZM48 137H47V140H50L51 137H50V138H48ZM76 137H77V136H76ZM100 137H101V136H100ZM128 137H130V136H128ZM151 137H152V136H151ZM170 137H171V136H170ZM184 137H185V136H184ZM204 137H205V136H204ZM245 137H246V136H245ZM245 137H243V139H244V140H245V139L248 140V139L245 138ZM258 137H259V136H258ZM41 138H40V139H41ZM131 138H132V137H131ZM136 138H137V137H136ZM182 138H183V136H182ZM185 138H186V137H185ZM185 138H183V139H185ZM192 138H193V140H194V136H193ZM239 138H241V139L239 140ZM30 139H31V137H30ZM69 139H70V138H69ZM115 139H117V138H115ZM128 139H129V138H128ZM128 139H126V140H128ZM186 139H187V138H186ZM202 139H203V138H202ZM243 139H242V140H243ZM262 139H263V138H262ZM53 140H54V139H53ZM59 140H60V139H59ZM61 140H62V139H61ZM81 140H82V139H81ZM113 140H114V139H113ZM118 140H119V139H118ZM131 140H132V139H131ZM155 140H156V138H155ZM244 140H243V141H244ZM255 140H256V139H255ZM44 141H46V140H44ZM51 141H52V140H51ZM100 141H101V140H100ZM175 141H176V140H175ZM177 141H178V140H177ZM189 141H190V140H189ZM196 141H197V140H196ZM231 141H232V140H231ZM243 141H242V142H243ZM258 141H259V140H258ZM116 142H117V141H115L114 143H116ZM163 142H164V141H163ZM168 142H169V141H168ZM171 142H172V141H171ZM179 142H180V141H179ZM183 142L185 143V140H184ZM191 142H192V140H191ZM219 142H220V141H219ZM235 142H234V143H235ZM248 142H249V141H248ZM260 142H262V141H260ZM49 143H50V142H49ZM52 143H53V142H52ZM60 143H61V144H64L63 142H60ZM80 143H82V142L80 141ZM91 143H93V142H91ZM109 143H110V142H109ZM119 143H120V141H119ZM130 143H132V142H130ZM156 143H157V142H156ZM169 143H170V142H169ZM175 143H176V142H175ZM192 143H193V142H192ZM192 143H190V145H191ZM234 143H233V144H234ZM236 143H237V142H236ZM251 143H252V142H251ZM253 143H254V142H253ZM38 144H39V141H38ZM56 144H57V142H55L54 145L57 146ZM61 144H60V146H61ZM105 144H106V143H105ZM112 144H113V143H112ZM135 144H136V143H135ZM150 144H151V143H150ZM212 144H213V143H212ZM239 144H240V143H239ZM50 145H53V144H50ZM50 145H49V146H50ZM81 145H82V144H81ZM86 145H87V144H86ZM103 145H104V143H103ZM113 145H114V144H113ZM115 145H116V144H115ZM173 145H174V144H173ZM179 145H180V144H179ZM181 145H182V144H181ZM203 145H204V144H203ZM214 145H215V144H214ZM243 145H244V143H243ZM243 145H241V147H242ZM6 146H7V145H6ZM29 146H30V145H29ZM35 146H36V145H35ZM38 146H39V145H38ZM38 146H37V147H38ZM46 146L48 147V144H47ZM60 146H59V147H60ZM94 146H95V145H94ZM96 146H97V145H96ZM107 146H108V145H107ZM110 146H111V145H110ZM119 146H120V145H119ZM121 146H122V144H121ZM147 146H150V145L148 144ZM192 146H193V144H192ZM201 146H202V145H201ZM204 146H205V145H204ZM204 146H202V150H203ZM256 146H257V145H256ZM31 147H32V146H31ZM33 147H34V146H33ZM47 147H46V149H47ZM61 147H62V146H61ZM61 147H60V150H61ZM63 147H64V146H63ZM77 147H78V146H77ZM103 147H104V146H103ZM114 147H115V146H114ZM189 147H190V146H189ZM189 147H188V148H189ZM207 147H208V145H207ZM239 147H240V146H239ZM241 147H240V148H241ZM6 148H7V147H6ZM8 148H9V147H8ZM50 148L52 149V146H51V147H48V149H50ZM84 148H89V149H90L91 147L89 146V147H84ZM93 148H94V147H93ZM119 148H120V147H119ZM125 148H126V146H125ZM125 148H124V149H125ZM128 148H129V147H128ZM147 148H148V147H147ZM153 148H154V147H153ZM167 148H168V147H167ZM174 148H175V147H174ZM182 148H183V146H182ZM191 148H195V147H191ZM205 148H206V147H205ZM205 148H204V149H205ZM231 148H232V147H231ZM244 148H245V147H244ZM4 149H5V148H4ZM16 149H17V148H16ZM43 149H45V148H43ZM46 149H45V151H47V153H52V152H48V150H46ZM53 149H54V148H53ZM62 149H63V148H62ZM94 149H95V148H94ZM102 149H103V148H102ZM120 149H121V148H120ZM157 149H158V148H157ZM168 149H169V148H168ZM168 149H167V150H168ZM178 149H179V148H178ZM220 149H222V148H220ZM241 149L243 150V148H241ZM6 150H7V149H6ZM17 150H18V149H17ZM38 150H39V149H38ZM54 150H56V148H55ZM80 150H81V148H80ZM134 150H135V149H134ZM136 150H137V149H136ZM141 150H142V149H141ZM147 150H148V149H147ZM179 150H180V149H179ZM193 150H194V149H193ZM205 150H206V149H205ZM207 150H208V149H207ZM209 150H210V149H209ZM209 150H208V151H209ZM217 150H218V149L216 148V151H217ZM245 150H246V149H245ZM250 150H251V149H250ZM253 150H254V146H253ZM256 150H257V149H256ZM1 151H2V149H1ZM49 151H50V150H49ZM62 151H63V150H62ZM97 151H99V150L97 149ZM129 151H131V150H129ZM137 151H138V150H137ZM191 151H192V149H191ZM191 151H190V152H191ZM239 151H240V150H239ZM261 151H262V150H261ZM43 152H44V151H43ZM55 152H56L57 154H60V152L58 151V152H59V153H58L57 150H56ZM55 152H53L52 155H51V154H50V155L48 154V155L50 156V158H53V157H54V153H55ZM67 152H68V151H67ZM92 152H93V151H92ZM94 152H95V151H94ZM94 152H93V153H94ZM138 152H139V151H138ZM182 152H183V151H182ZM184 152H185V151H184ZM243 152H244V150H243ZM45 153H46V152H45ZM68 153H69V152H68ZM106 153H107V152H106ZM139 153H140V152H139ZM144 153H145V152H144ZM148 153H149V152H148ZM153 153H154V152H153ZM160 153H161V151H160ZM211 153H212V152H211ZM229 153H230V152H229ZM256 153H257V152H256ZM261 153H262V152H261ZM22 154H23V153H22ZM57 154H55V156H58V157H59L58 159L61 160V159H60V156L57 155ZM80 154H81V153H80ZM89 154H90V153H89ZM91 154H92V153H91ZM95 154H96V153H95ZM95 154H94V156L97 155V154H96V155H95ZM100 154H101V153H100ZM169 154H170V153H169ZM176 154H177V152H176ZM219 154H220V153H219ZM221 154H222V151H221ZM244 154H245V152H244ZM251 154H252V153H251ZM257 154H258V153H257ZM46 155H47V154H46ZM164 155H165V154H164ZM164 155H163V156H164ZM183 155H184V154H183ZM183 155H182V156H183ZM191 155H193V154H191ZM196 155H197V153H196ZM227 155H229V154H227ZM230 155H231V154H230ZM246 155H247V154H246ZM254 155H255V154H254ZM258 155H260V153H259ZM258 155H257V156H258ZM21 156H22V155H21ZM73 156H74V155H73ZM103 156H104V155H103ZM105 156H107V155H105ZM128 156H129V155H128ZM132 156H133V155H132ZM157 156H158V155H157ZM157 156H156V157H157ZM163 156H162V157H163ZM165 156H166V155H165ZM171 156H173V155H170V157H171ZM232 156H233V154H232ZM247 156H248V155H247ZM28 157H29V156H28ZM74 157H75V156H74ZM130 157H131V156H130ZM159 157H160V156H159ZM190 157H191V156H190ZM207 157H208V152H207ZM207 157H206V159H207ZM220 157H221V156H220ZM237 157H238V156H237ZM252 157H253V156H252ZM70 158H71V157H70ZM78 158H79V157H78ZM97 158H98V157H97ZM110 158H111V157H110ZM147 158H148V157H147ZM172 158H173V157H172ZM185 158H186V157H185ZM214 158H215V157H214ZM218 158H219V157H218ZM218 158H217V159H218ZM255 158H256V157H255ZM4 159H5V158H4ZM19 159H20V158H19ZM55 159L57 160L56 157H55ZM76 159H77V157H75L74 160L78 163V161H77ZM79 159H80V158H79ZM112 159H113V158H112ZM120 159H121V158H120ZM183 159H184V158H183ZM197 159L199 160V157H198ZM238 159H239V158H238ZM5 160H6V159H5ZM5 160H3V161H5ZM26 160H27V159H26ZM29 160H30V159H29ZM72 160H73V159H72ZM74 160H73V162H74ZM113 160H114V159H113ZM133 160H134V159H133ZM164 160H165V159H163L162 161H164ZM171 160H172V159H171ZM188 160H189V161H188V162L186 161V162H187V163H191L190 159H188ZM221 160H222V159H221ZM232 160H233V159H232ZM239 160H240V159H239ZM248 160H249V159H248ZM262 160H263V159H262ZM93 161H94V160H93ZM106 161H107V160H106ZM151 161H152V160H151ZM199 161H200V160H199ZM203 161H204V160H203ZM237 161H238V160H237ZM19 162H20V161H19ZM61 162H63V160H61ZM61 162H60L59 165H58V163H56V161H55V163H53V159H51V161H50L49 159H46V160L44 161V166L42 167V170L44 169V171H46V172H44V174H41V175L39 176V178H37V179H43V178L50 177V175H51L53 172H55V171H54V170H55V167H54L55 164H56V166L58 165V167H59L60 165L63 167V165L61 164ZM95 162H97V160H96ZM110 162H111V161H110ZM114 162H115V161H114ZM118 162H119V161H118ZM118 162H116V163H118ZM120 162H121V161H120ZM120 162H119V163H120ZM171 162H172V161H171ZM263 162H264V161H263ZM4 163H5V162H4ZM6 163H7V161H6ZM8 163H10V162H8ZM40 163H41V162H40ZM91 163H92V162H91ZM101 163H102V162H101ZM149 163H150V162H149ZM156 163H157V162H155V164H156ZM209 163H210V162H208V160H207V161H206V165H207L208 167L211 166ZM218 163H219V162H218ZM218 163H217V164H218ZM224 163H225V162H224ZM226 163H227V162H226ZM232 163H233V162H232ZM234 163H235V160H234ZM253 163H254V162H253ZM18 164H19V163H18ZM20 164H21V162H20ZM31 164H32V163H31ZM152 164H153V163H152ZM161 164H162V163H161ZM191 164H192V163H191ZM191 164H190V165H191ZM25 165H26V164H24V166H25ZM29 165H30V164H29ZM121 165H122V164H121ZM125 165H126V164H125ZM186 165H187V164H186ZM209 165H210V166H209ZM218 165H220V164H218ZM221 165H222V164H221ZM240 165H241V164H240ZM261 165H262V164H261ZM3 166H4V165H3ZM37 166H38V165H37ZM65 166H66V165H65ZM98 166H99V165H98ZM147 166H148V165H147ZM158 166H159V165H158ZM200 166H201V165H200ZM203 166H204V164H203ZM230 166H231V165H230ZM233 166H234V164H233ZM244 166H245V164H244ZM249 166H250V165H249ZM28 167H30V166H28ZM33 167H34V165H33ZM81 167H82V165H81ZM155 167H156V165H155ZM173 167H175V165H174ZM184 167H185V166H184ZM187 167H188V165H187ZM190 167H193V164H192V166H190ZM204 167H205V166H204ZM218 167H219V166H218ZM218 167H217V168H218ZM259 167H260V165H259ZM40 168H41V167H40ZM59 168H60V167H59ZM59 168H58V169H59ZM66 168H67V167H66ZM112 168H113V167H112ZM148 168H149V167H148ZM158 168H159V167H158ZM175 168H178V167H175ZM243 168H244V167H243ZM3 169H6V165H5V168H3ZM33 169L35 170L36 168L34 167ZM63 169H64V168H62V170H63ZM81 169H82V168H81ZM105 169H106V168H105ZM119 169H120V168H119ZM159 169H160V168H159ZM178 169H180V168H178ZM192 169H193V168H191V170H192ZM197 169H198V168H197ZM210 169L212 170V168H210ZM210 169H209V170H210ZM220 169H221V168H220ZM236 169H237V168H236ZM246 169H247V168H246ZM246 169H245V170H246ZM26 170H27V169H26ZM34 170H33V172H34ZM56 170H57V168H56ZM64 170H65V169H64ZM68 170H69V169H68ZM68 170L66 169V171H68ZM82 170H83V169H82ZM116 170H117V169H116ZM139 170H140V169H139ZM183 170H184V169H183ZM188 170H189V169H188ZM202 170H203V169H202ZM211 170H210V171H211ZM218 170H219V168H218ZM233 170H234V169H233ZM243 170H244V169H243ZM19 171H20V170H19ZM24 171H25V170H24ZM28 171H30V170H28ZM57 171H58V170H57ZM60 171H61V169H60ZM93 171H94V170H93ZM154 171H155V170H154ZM160 171H162V170L160 169ZM180 171H181V170H180ZM185 171H186V170H185ZM189 171H190V170H189ZM189 171H187V172L189 173ZM196 171H198V170H196ZM238 171H239V170H238ZM40 172H41V171H40ZM42 172H43V171H42ZM62 172H63V171H62ZM89 172H90V171H89ZM125 172H126V171H125ZM156 172H157V171H156ZM178 172H179V171H177V174H178ZM214 172H215V171H214ZM218 172H219V171H218ZM223 172H224V170H223ZM225 172H227V171H225ZM229 172H232V171H229ZM254 172H255V171H254ZM254 172H253V170H252V173H253V174H254ZM28 173H31V171L28 172ZM36 173H37V172H36ZM68 173H69V172H68ZM85 173H86V172H85ZM128 173H129V172H128ZM148 173H149V172H148ZM160 173H163V172H160ZM165 173H166V172H165ZM215 173H217V171H216ZM19 174H20V173H19ZM38 174H39V173H38ZM61 174H62V173H61ZM96 174H97V173H96ZM130 174H131V173H130ZM142 174H143V173H142ZM198 174H199V172H198ZM213 174H214V173H213ZM253 174H252V176H254ZM35 175H36V174H35ZM55 175H56V174H55ZM57 175H58V173H57ZM59 175H60V174H59ZM91 175H92V174H90V175L88 174V177H90ZM97 175H98V174H97ZM186 175H187V174H186ZM215 175H216V174H215ZM224 175H225V173H224ZM233 175H234V174H233ZM25 176H26V175H25ZM27 176H29V175H27ZM53 176H54V175H53ZM69 176H71V175H69ZM81 176H82V174H81ZM94 176H95V175H94ZM126 176H127V175H126ZM144 176H145V175H144ZM162 176H163V174H162ZM167 176H168V175H167ZM182 176H183V175H182ZM193 176H195V175H193ZM196 176H197V175H196ZM196 176L193 177L194 180L197 179ZM22 177H23V176H22ZM54 177H55V176H54ZM64 177H65V176H64ZM73 177H74V173H73ZM88 177H87V179H88ZM100 177H101V176H100ZM145 177H146V176H145ZM164 177H165V179H166V176H165V175H164ZM173 177H174V176H173ZM175 177H176V176H175ZM177 177H178V176H177ZM220 177L223 178L222 176H220ZM50 178H51V177H50ZM71 178H72V176H71ZM84 178H85V177H84ZM91 178H92V177H91ZM94 178H95V177H94ZM101 178H102V177H101ZM109 178H110V177H109ZM112 178H113V177H112ZM124 178H125V177H124ZM124 178H123V179H124ZM141 178H142V177H141ZM161 178H162V177H161ZM190 178H191V177H190ZM195 178H196V179H195ZM260 178H261V177H260ZM20 179H21V178H20ZM58 179H60V178H58ZM64 179H65V178H64ZM75 179H76V178H75ZM92 179H93V178H92ZM118 179H119V178H118ZM134 179L136 180L137 178H135V176H134ZM145 179H146V178H145ZM186 179H187V178H186ZM215 179H216V178H215ZM219 179H220V178H219ZM235 179H236V178H235ZM238 179H239V178H238ZM240 179H241V178H240ZM25 180H26V179H25ZM25 180H23V181H25ZM66 180H67V178H66ZM73 180H74V179H73ZM77 180H78V179H77ZM98 180H99V179H98ZM104 180H105V179H104ZM135 180H133V181H135ZM142 180H143V179H142ZM157 180H158V179H157ZM194 180L192 179V181H194ZM227 180H228V179H227ZM227 180H226V181H227ZM236 180H237V179H236ZM241 180H242V179H241ZM252 180H254V179H252ZM28 181H29V180H28ZM55 181H56V180H55ZM84 181H85V179H84ZM122 181H123V180H122ZM190 181H191V179H190ZM190 181H189V182H190ZM196 181H197V180H196ZM215 181H216V180H215ZM244 181H245V180H244ZM247 181H248V180H247ZM250 181H251V179H250ZM46 182H47V181H46ZM46 182H44V183L46 184ZM62 182H63V180H62ZM87 182H88V181H87ZM104 182H105V181H104ZM111 182H112V181H111ZM125 182H127V181H125ZM140 182H141V181H139V183H140ZM162 182H163V181H162ZM4 183H5V182H4ZM6 183H8V182H6ZM6 183H5V184H6ZM9 183H11V182H9ZM91 183H92V182H91ZM91 183H90V184H91ZM129 183H130V180H129ZM252 183H253V182H252ZM45 184H42V185H43V189H44V185H45ZM59 184H60V183H59ZM99 184H100V183H99ZM113 184H114V183H113ZM130 184H131V183H130ZM135 184H136V183H135ZM149 184H150V183H149ZM166 184H167V183H166ZM192 184H193V183H192ZM232 184H233V183H232ZM247 184H248V183H247ZM249 184H250V183H249ZM249 184H248V186H249ZM0 185H2V184H0ZM9 185L11 186V184H9ZM13 185H14V184H13ZM55 185H56V184H55ZM73 185H74V184H73ZM91 185H93V184H91ZM96 185H97V184H96ZM101 185H102V184H101ZM107 185H108V184H107ZM111 185H112V184H111ZM124 185H125V184H124ZM131 185H132V184H131ZM150 185H151V184H150ZM10 186H9V187H10ZM16 186H17V183H16ZM52 186H53V185H52ZM63 186H65V184H63ZM78 186H79V185H78ZM78 186H77V187H78ZM99 186H100V185H99ZM102 186H103V185H102ZM108 186H109V185H108ZM137 186H138V185H137ZM140 186H141V188H142L141 183H140ZM165 186H166V185H165ZM261 186H262V185H261ZM2 187H3V185H2ZM9 187H8V188H9ZM18 187L20 188V186H18ZM24 187H25V186H24ZM26 187H29V186L27 185ZM38 187H39V186H38ZM38 187H37V188H38ZM55 187H56V186H55ZM57 187H58V186H57ZM65 187H66V186H65ZM77 187H76V188H77ZM138 187H139V186H138ZM149 187H150V186H149ZM232 187H233V186H232ZM236 187H237V186H236ZM249 187H250V188H247V189H250V190L252 189V190H253L252 187H254V186L252 185V187H251V184H250ZM4 188H5V186H4ZM16 188H17V187H16ZM46 188H48V187H46ZM46 188H45V189H46ZM104 188H105V187H104ZM112 188H113V187H112ZM139 188H140V187H139ZM181 188H182V187H181ZM238 188H239V186H238ZM256 188H257V186H256ZM9 189H11V188H9ZM20 189H21V188H20ZM22 189H23V188H22ZM99 189H100V187H99ZM99 189H98V190H99ZM123 189H124V188H123ZM151 189H152V188H151ZM184 189H185V188H184ZM187 189H188V188H187ZM247 189H246V190H247ZM254 189H255V188H254ZM1 190H2V188H1ZM6 190H7V189H6ZM13 190H14V189H12V191H13ZM16 190H17V189H16ZM16 190H15V191H16ZM25 190H26V189H25ZM34 190H35V189H34ZM48 190H49V189H48ZM66 190H67V189H66ZM75 190H76V189H75ZM80 190H81V188H80ZM112 190H113V189H112ZM142 190H143V188H142ZM149 190H150V189H149ZM235 190H236V189H235ZM260 190H261V188H260ZM3 191H4V189H3ZM8 191H9V190H8ZM60 191H61V190H60ZM60 191H59V192H60ZM76 191H77V190H76ZM96 191H97V189H96ZM96 191H95V193H96ZM120 191H121V190H120ZM166 191H167V190H166ZM166 191H165V194H167ZM32 192H33V191H32ZM54 192H55V191H54ZM57 192H58V191H57ZM57 192H56V193H57ZM91 192H92V191H91ZM116 192H117V191H116ZM125 192H126V191H125ZM143 192H144V191H143ZM181 192H182V191H181ZM250 192H251V191H250ZM1 193H3V192L1 191ZM7 193H8V192H7ZM15 193H16V192H15ZM17 193H18V190H17ZM17 193H16V194H17ZM19 193H20V192H19ZM22 193H23V192H22ZM22 193H21V194H22ZM60 193H61V192H60ZM62 193H63V191H62ZM126 193H127V192H126ZM9 194H10V193H9ZM49 194H51V193H49ZM52 194H54V193H52ZM65 194H66V193H65ZM84 194H85V193H84ZM112 194H113V193H112ZM145 194H146V193H145ZM163 194H164V192H163ZM163 194H162V197L164 196V197H166V198L163 197L164 200H162L163 198H162V199L160 198V199H158V200H159V201L161 200V202H160L161 204H162V203L165 204L164 201L167 200V202H166L165 205L169 204V206H170V207L172 208V210H173V206L171 205V203H170L169 200H168V197H167L168 195L165 196V195H163ZM181 194H182V193H181ZM258 194L260 195V193H258ZM60 195H61V194H60ZM73 195H75V194H73ZM98 195H99V194H98ZM108 195H109V194H108ZM126 195H127V194H126ZM141 195H142V196H145L144 193H141ZM141 195H140V196H141ZM147 195H149V194H147ZM150 195H151V194H150ZM150 195H149V196H150ZM186 195H187V194H186ZM1 196H2V195H1ZM17 196H18V194H17ZM20 196H21V195H20ZM41 196H42V193H40V192H38V191H34V193H29V194L26 193V195H22V198L25 199V200H31V202L34 201L35 203H38V204L42 205L41 203H42V201H44L43 198H45L46 196H45V197H43V196L41 197ZM83 196H84V195H83ZM104 196H105V195H104ZM110 196H111V194H110ZM120 196H121V194H120ZM123 196H124V195H123ZM130 196H131V195H130ZM137 196H138V195H137ZM142 196H141V199H142ZM149 196H148V198H149ZM260 196H261V195H260ZM66 197H67V196H66ZM107 197H109V196H107ZM114 197L116 198V196H114ZM159 197H160V195H158V198H159ZM251 197H252V195H251ZM256 197H257V196H256ZM47 198H48V197H47ZM47 198H46V199H47ZM60 198H61V197H60ZM74 198H75V197H74ZM127 198H128V196H127ZM137 198H138V197H137ZM137 198H136V199H137ZM155 198L157 199V197H155ZM180 198H181V197H180ZM3 199H4V198H3ZM8 199H9V198H8ZM48 199H49V198H48ZM56 199H57V198H56ZM61 199H62V198H61ZM94 199H95V198H94ZM108 199H109V198H108ZM138 199H139V198H138ZM144 199H147V198H144ZM181 199H182V198H181ZM253 199H254V198H253ZM9 200H10V199H9ZM15 200H16V199H15ZM41 200H42V201H41ZM50 200H51V198H50ZM57 200H58V199H57ZM70 200H71V199H70ZM104 200H105V199H104ZM115 200H116V199H115ZM128 200H129V198H128ZM178 200H179V199H178ZM240 200H241V199H240ZM45 201H46V200H45ZM45 201H44V202H45ZM74 201H75V200H74ZM137 201H138V200H137ZM145 201H146V200H144V202H143L142 204H144ZM159 201H157V202L159 203ZM179 201H180V200H179ZM252 201H253V200H252ZM57 202H59V200L56 201V203H57ZM78 202H79V201H78ZM84 202H85V200H83V203H84ZM91 202H92V201H91ZM106 202H107V200H106ZM108 202H109V201H108ZM113 202H114V201H113ZM130 202H131V201H130ZM133 202H135V201H133ZM146 202H148V199H147ZM157 202H156V203H157ZM183 202H184V201H183ZM22 203H23V202H22ZM60 203H61V204L58 203V205H60V207H62V202H60ZM109 203H110V202H109ZM111 203H112V202H111ZM137 203H138V202H137ZM160 203H159V204H160ZM249 203H250V202H249ZM2 204H3V203H2ZM38 204H37V205H38ZM49 204H50V202H49ZM49 204H48V205H49ZM63 204H65V203L63 202ZM70 204H71V203H70ZM72 204H73V203H72ZM84 204H85V203H84ZM103 204H104V203H103ZM139 204H140V203H139ZM148 204H149V203H148ZM148 204L145 203L146 206H145V205H140V206H139V207H142V206H143V207L141 208V211H142V209H144V210L142 211V214H143L144 216L146 215V213H145L146 211H145V210H147L146 208L148 207V206H147ZM159 204H158V206H159ZM229 204H230V202H229ZM4 205H5V204H4ZM73 205H74V204H73ZM80 205H81V204H79V206H80ZM108 205H109V204H108ZM134 205H135V204H134ZM183 205H186V204H182V206H183ZM239 205H241V204H239ZM245 205H246V204H245ZM261 205H262V204H261ZM0 206H2V205H0ZM7 206H8V205H7ZM10 206H11V205H10ZM17 206H18V205H17ZM53 206H54V205H53ZM83 206H85V205H83ZM113 206H114V205H113ZM117 206H118V205H117ZM131 206H132V205H131ZM144 206H145V208H144ZM156 206H157V205H156ZM186 206H187V208H188V204H187ZM229 206H230V205H229ZM250 206H251V205H250ZM19 207H20V206H19ZM24 207H26V206H24ZM71 207H72V206H71ZM71 207H70V208H71ZM97 207H98V206H97ZM115 207H116V206H115ZM121 207H123V206H121ZM135 207H136V205H135ZM135 207H134V208H135ZM160 207L164 208L163 205H160ZM160 207H159V208H160ZM167 207H168V205H167ZM170 207H169V208H170ZM190 207H191V206H189L188 210L190 209ZM251 207H252V206H251ZM251 207H250V208H251ZM262 207H263V206H262ZM4 208H5V207H4ZM8 208H9V207H8ZM20 208H21V207H20ZM36 208H37V207H36ZM46 208H47V207H46ZM52 208H53V207H52ZM52 208H51V209H52ZM54 208H55V207H54ZM54 208H53V211H54ZM62 208H63V207H62ZM88 208H89V207H88ZM90 208H93V207L90 206ZM108 208H109V207H108ZM182 208H184V207H182ZM16 209H17V208H16ZM51 209H50V210H51ZM85 209H86V208H85ZM101 209H102V208H101ZM150 209H151V208H150ZM164 209H166V208H164ZM184 209H186V208H184ZM0 210H1V209H0ZM17 210H18V209H17ZM19 210H21V209H19ZM35 210H36V209H35ZM35 210H34V211H35ZM42 210H43V209H42ZM59 210H60V209H59ZM80 210H81V209H80ZM102 210H103V209H102ZM108 210H109V209H108ZM108 210H107V211H108ZM110 210H111V209H110ZM112 210H113V209H112ZM125 210H127V209H125ZM128 210H129V209H128ZM154 210H155V209H154ZM214 210H215V209H214ZM246 210H247V209H246ZM34 211H32V210H30V209H25V210L23 211V213L21 212L24 218H28V219H29V224H30V226H29V229H28V230H29V232H30V235H29V240H27V241H28V244L25 245L22 241H20V240L17 238V236H16V237H15V236H11V237L8 239V241H6V246H5V247H7L6 249L9 251V256H10V258H9L8 260H10L11 264H25L26 262H24V260H25L26 258H23V255H24L23 252H24V251L29 252L30 254H33L34 256H35L36 254H38V253H39V254L41 253V254L43 255V258H46L45 261H46L47 259L49 260V259H51V258H53V257L55 258V255H54V251H55V250H54V248L56 249V247H57L56 245H58V244H54V242H55V241H54V240H55V237H54V240H53L52 235L55 234V233H54L55 231H54L53 226H51V223H52V225H53V222H54L55 220L53 219V222H51V220H50V224H47V223H48V219H51V218H49V213H50V212L47 210V215H46L45 219H43L42 221H40V220L37 219V217H38L39 215L36 214L37 216L35 217V213H37V212L33 213ZM45 211H46V210H45ZM45 211H44V213H45ZM56 211H57V210H56ZM60 211H61V210H60ZM62 211H63V210H62ZM70 211H71V210H70ZM74 211H75V210H74ZM78 211H79V210H78ZM94 211H95V209H94ZM107 211H106V213H107ZM116 211H117V210H116ZM120 211H121V210H120ZM129 211H130V210H129ZM138 211H139V210H138ZM155 211L158 212L159 210H155ZM155 211H153V212L155 213ZM170 211H171V210H170ZM170 211H169V213H170ZM182 211L184 212V210H182ZM192 211H193V210H192ZM84 212H85V211H84ZM91 212H92V211H91ZM139 212H140V211H139ZM163 212H164V213H165V212L168 213V210H165V211L163 210ZM171 212H173V211H171ZM190 212H191V211H190ZM44 213H42V214H44ZM56 213H57V212H56ZM62 213H63V212H62ZM85 213H87V212H85ZM144 213H145V214H144ZM154 213H153V214H154ZM159 213H162V211L159 212ZM164 213H162V214H164ZM169 213H168V215H170ZM184 213H185V212H184ZM184 213H181V215L184 214ZM11 214H12V213H11ZM33 214H34V215H33ZM42 214H40V215H42ZM57 214H59V217L61 216L60 213H57ZM74 214H75V212H74ZM92 214H93V212H92ZM94 214H95V212H94ZM112 214H113V213H112ZM162 214H160V215L156 214V215H157V217H158V216H161L162 218H164L165 216H162ZM22 215H21V216H22ZM75 215H76V214H75ZM77 215H78V214H77ZM77 215H76V216H77ZM90 215H91V213H90ZM119 215H120V214H119ZM119 215H118V216H119ZM164 215H166V213H165ZM168 215H167V218L170 217V216L168 217ZM171 215H172V214H171ZM175 215H177V214H175ZM181 215H180V216L178 215L179 217L177 216L178 219L181 217ZM238 215H239V214H238ZM11 216H12V215H11ZM21 216H20V217H21ZM51 216H52V215H51ZM62 216H63V214H62ZM62 216H61V220H62V222L60 221L61 223H63V220H64V218L62 219ZM66 216H67V215H66ZM78 216H80V215H78ZM78 216H77V218H78ZM98 216H101V215H98ZM140 216H141V215H140ZM152 216H155V214L152 215ZM182 216H183V215H182ZM187 216H188V215H187ZM198 216H199V215H198ZM200 216H201V215H200ZM6 217H7V216H6ZM40 217H41V216H40ZM72 217H73V216H72ZM86 217H87V216H85V218H86ZM90 217H91V216H90ZM141 217H142V216H141ZM157 217H156V218H157ZM175 217H176V216H175ZM226 217H227V216H226ZM230 217H231V216H230ZM0 218H2V216H1ZM13 218H14V217H13ZM43 218H44V217H43ZM66 218H67V217H66ZM101 218H102V217H101ZM101 218H100V219H101ZM110 218H111V217H110ZM119 218H120V217H119ZM121 218H122V216H121ZM125 218H126V217H125ZM158 218H159V217H158ZM162 218H160V220H161ZM214 218H215V217H214ZM233 218H234V217H233ZM2 219H3V218H2ZM39 219H40V218H39ZM58 219H60V218H58ZM74 219H75V218H74ZM100 219H99V220H100ZM105 219H106V218H104V220H105ZM152 219H153V217H152V218H149V221L152 220ZM165 219H166V218H165ZM188 219H189V218H188ZM56 220H57V218H56ZM83 220H84V219H83ZM101 220H102V219H101ZM104 220H103V222H104ZM108 220H109V219H108ZM139 220H140V219H139ZM167 220H169V219H166V222H167ZM220 220H221V219H220ZM81 221H82V220H81ZM95 221H96V220H95ZM110 221H111V220H110ZM118 221H121V220L118 219ZM172 221H173V220H172ZM175 221H176V219H175ZM193 221H194V220H193ZM202 221H204V220L202 219ZM237 221H238V219H237ZM246 221H247V220H246ZM261 221H262V220H261ZM23 222H24V221H23ZM55 222H56V221H55ZM58 222H59V221H58ZM58 222H57V223H58ZM64 222H65V221H64ZM87 222H88V221H87ZM105 222H106V221H105ZM123 222H124V220L122 221V223H123ZM127 222H128V221H127ZM156 222H157V221H156ZM156 222L154 221V224H155ZM164 222H165V220H164ZM164 222H163V223H164ZM173 222H174V221H173ZM195 222H196V221H195ZM232 222H233V219H232ZM1 223H2V222H1ZM74 223H76V222H74ZM81 223H82V222H81ZM92 223H93V222H92ZM95 223H96V222H95ZM124 223H125V222H124ZM152 223H153V222H152ZM157 223H160V221L157 222ZM161 223H162V222H161ZM168 223H169V222H168ZM185 223H187V222H185ZM202 223H203V222H202ZM222 223H223V220H222ZM242 223H243V222L241 221V224H242ZM249 223H250V222H249ZM39 224H42L41 232L39 231V229H40V228H39ZM79 224H80V223H79ZM79 224H78V225H79ZM102 224H103V223H102ZM108 224H109V223H108ZM110 224H111V223H110ZM114 224H115V223H114ZM114 224H113V225H114ZM117 224H118V223H117ZM127 224H128V223H126V225H127ZM148 224H149V223H148ZM154 224H153V225H154ZM172 224H173V223H172ZM172 224H171V225H172ZM187 224H188V223H187ZM228 224H229V223H228ZM4 225H5V224H4ZM7 225L9 226V224H7ZM7 225H6V226H7ZM18 225H19V224H18ZM23 225H24V224H23ZM59 225H60V224H59ZM75 225H76V224H75ZM89 225H90V224H89ZM97 225H98V223H97ZM97 225H96V226H97ZM115 225H116V224H115ZM115 225H114V226H115ZM122 225H124V224H122ZM126 225H125L124 228H127ZM143 225H144V223H143ZM155 225H156V224H155ZM164 225H166V224L164 223ZM167 225H168V224H167ZM223 225H224V224H223ZM106 226H107V225H106ZM120 226H121V224H120ZM128 226H129V225H128ZM157 226H158V225H157ZM188 226H189V224H188ZM211 226H212V225H211ZM242 226H244V224H243ZM55 227H56V226H55ZM61 227H62V224H61ZM61 227H60V229H61ZM75 227H76V226H75ZM82 227H83V226H82ZM99 227H100V226H99ZM142 227H143V226H142ZM144 227H145V226H144ZM150 227H151V226H150ZM158 227H159V226H158ZM175 227H176V226H175ZM178 227H179V226H178ZM207 227H208V226H207ZM209 227H210V225H209ZM217 227H218V226H217ZM217 227H216V228H217ZM255 227H256V226H255ZM14 228H15V227H14ZM21 228H22V227H21ZM24 228H25V227H24ZM95 228H96V227H95ZM109 228H110V227H109ZM128 228H129V227H128ZM160 228H161V227H160ZM163 228H164V227H163ZM176 228H177V227H176ZM179 228H180V227H179ZM182 228H183V226H182ZM182 228H180V229H182ZM214 228H215V227H214ZM223 228H224V227H223ZM237 228H239V227H237ZM19 229H20V228H19ZM26 229H27V227H26ZM63 229L65 230V228H63ZM89 229H90V228H89ZM102 229H103V228H102ZM121 229H122V227H121ZM130 229H131V228H130ZM147 229H148V228H147ZM151 229H152V230H151ZM155 229H156V228H155ZM155 229H154V226H153V228H150L151 231H153V230H155ZM157 229H158V228H157ZM187 229H188V227H186L185 229L183 228V230H185L183 233H185V232L187 231ZM224 229H225V228H224ZM244 229H245V228H243L242 231H243ZM56 230H57V229H56ZM78 230H79V228H78ZM87 230H88V229H87ZM92 230H93V229H92ZM96 230H97V229H96ZM96 230H95L94 232H96ZM112 230H115V229H112ZM144 230H145V229H144ZM163 230H164V229H163ZM163 230H161V233H162V234H163ZM183 230H182V231H183ZM199 230H200V229H199ZM239 230H240V229H239ZM251 230H253V228H252ZM255 230H258L257 227H256ZM1 231H2V229H1ZM1 231H0V232H1ZM24 231H25V229H24ZM80 231L82 232V229H81ZM100 231H101V230H100ZM108 231H109V230H108ZM124 231H125V230H124ZM133 231H135L136 234H137V236L140 238L139 235H140V231H141V226H140V227L137 226L136 230H133ZM133 231H131V233H130V232H128V233H130V235H131ZM145 231H147V230H145ZM145 231H144V232H145ZM225 231H226V230H225ZM253 231H254V230H253ZM2 232L4 233V231H2ZM5 232H7V231H5ZM16 232H17V230H16ZM27 232H28V231H27ZM57 232H58V230H57ZM60 232H61V230L59 231V233H60ZM65 232H66V231H65ZM156 232H157V230H156ZM168 232H169V231H168ZM168 232H166V235L169 234ZM170 232H171V230H170ZM172 232L174 233L175 230L172 231ZM172 232H171V233H172ZM179 232H181V231L179 230ZM226 232H227V231H226ZM226 232H225V233H226ZM13 233H15V232H13ZM63 233H64V232H63ZM63 233H62V234H63ZM124 233H125V232H124ZM145 233H146V232H145ZM147 233H148V231H147ZM150 233H152V232H150ZM171 233H170V234H171ZM173 233H172V234H173ZM176 233H178V232L176 231ZM176 233H175V234H176ZM187 233H188V232H187ZM187 233H186V234H187ZM200 233H201V232H200ZM207 233H208V232H207ZM214 233H215V232H214ZM235 233H236V232H235ZM241 233H242V232H241ZM241 233H240V235L242 236ZM243 233H244V232H243ZM249 233H250V228H249ZM257 233H258V232H257ZM257 233H256V234L254 233L253 235L257 236ZM27 234H28V233H27ZM87 234H88V233H87ZM111 234H112V233H111ZM114 234H115V233H114ZM125 234H126V233H125ZM143 234H144V233H143ZM170 234H169V235H170ZM175 234L171 235L170 237L168 236V238H171L172 240H174L175 237L178 236V235L175 236ZM188 234H189V233H188ZM263 234H264V233H263ZM17 235H18V234H17ZM63 235H64V234H63ZM63 235H61V238H63V241L65 242V241L67 240V238H66V240H65L64 237H63ZM66 235H67V233H66ZM81 235H82V234H81ZM98 235H99V234H98ZM120 235H122V234H120ZM141 235H142V234H141ZM157 235H159V234H157ZM160 235H161V234H160ZM210 235H211V234H210ZM216 235H217V234H216ZM226 235H227V234H226ZM249 235H250V234H249ZM249 235L246 234L245 236H244V235H243V236L246 237L245 239H247ZM0 236H2V235H0ZM77 236H78V235H77ZM85 236H88V235H85ZM99 236H100V235H99ZM115 236H116V235H115ZM122 236H123V235H122ZM149 236H150V235H149ZM153 236H154V233H153ZM172 236H174V239L172 238ZM202 236H203V235H202ZM211 236H212V235H211ZM221 236H222V234H221ZM250 236H252V235H250ZM25 237H26V236H25ZM120 237H121V236H120ZM145 237H147V235H146ZM157 237H158V236H157ZM164 237H166L165 234H164ZM178 237H181V236H178ZM178 237H176L175 241L179 240ZM1 238H2V237H1ZM21 238H22V237H21ZM61 238H60V239H61ZM87 238H89V237H87ZM97 238H98V236H97ZM114 238H115V237H114ZM126 238H127V235H126ZM148 238H149V237H148ZM148 238H147V239H148ZM168 238H167V239H168ZM183 238H184V237H183ZM183 238L180 239V240H183ZM189 238H190V235H189ZM189 238H188V239H189ZM211 238H212V237H211ZM211 238H210V239H211ZM228 238H229V237H228ZM242 238H243V237H242ZM252 238H256V237L253 236ZM262 238H263V237H262ZM80 239H81V238H80ZM90 239L92 240V238H90ZM94 239H95V238H94ZM105 239H106V237H105ZM117 239H118V238H117ZM141 239H142V236H141ZM141 239H140V240H141ZM171 239H168L167 241H172ZM236 239H237V238H236ZM2 240H3V239H2ZM2 240H1V241H2ZM56 240H57V239H56ZM120 240H121V239H120ZM136 240H137V239H136ZM155 240H156V239H155ZM185 240H186V239H185ZM204 240H205V239H204ZM211 240H212V239H211ZM216 240H217V238H216ZM216 240H215V241H216ZM231 240H232V239H230L229 241H231ZM241 240H242V239H241ZM60 241H61V240H60ZM76 241H77V240H76ZM78 241H79V240H78ZM84 241H85V240H84ZM84 241H83V242H84ZM107 241H108V240H107ZM122 241H123V240H122ZM122 241H121V242H122ZM125 241H126V240H125ZM125 241H124V242H125ZM151 241H152V240H151ZM153 241H154V240H153ZM158 241H159V240H158ZM158 241H154V243H155V242L158 243ZM160 241H162V240H160ZM160 241H159V244H160L159 246H161L163 243L167 244V241H166V242L163 241L162 244L160 243ZM215 241H214V242H215ZM222 241H223V238H222ZM237 241H238V240H237ZM244 241H246V240H244ZM244 241H243V242H244ZM249 241H250V239H249ZM3 242H4V241H3ZM64 242L61 241L62 244H65ZM136 242H137V241H136ZM147 242H148V241H147ZM185 242H187V240H186ZM185 242H183V243H185ZM210 242H211V241H210ZM57 243H58V241H57ZM61 243L59 242V244H61ZM91 243H92V242H91ZM94 243H95V240H94ZM103 243H104V242H103ZM106 243H107V242H106ZM117 243H118V242H117ZM117 243H116V244H117ZM137 243H138V242H137ZM137 243H136V244H137ZM148 243H149V242H148ZM152 243H153V242H152ZM169 243H170V242H169ZM223 243H224V241H223ZM229 243H230V242H229ZM236 243H238V242H236ZM236 243H235V244H236ZM239 243H240V241H239ZM244 243L246 244V242H244ZM244 243H242V246H241V247H243ZM3 244L5 245V243H3ZM62 244H61V245H62ZM66 244H67V243H66ZM84 244H85V243H84ZM95 244H96V243H95ZM188 244H189V243H188ZM217 244H219V243L217 242ZM230 244H231V243H230ZM233 244H234V243H233ZM233 244H232V245H233ZM240 244H241V243H240ZM240 244H239V245H240ZM76 245H77V244H76ZM79 245H80V244H79ZM90 245H91V244H90ZM103 245H104V244H103ZM105 245H106V244H105ZM114 245H115V244H114ZM140 245H141V244H140ZM149 245H150V244H149ZM152 245H153V244H152ZM171 245H172V244H170V247H172ZM208 245H210V244H208ZM225 245H226V244H225ZM74 246H75V245H74ZM80 246H81V245H80ZM86 246H88V245H86ZM86 246H85V247H86ZM92 246H93V245H92ZM111 246H112V245H111ZM115 246H116V245H115ZM159 246H156V247H158V249H159ZM165 246H167V245H165ZM165 246H164V244H163V248H165ZM187 246H189V245H187ZM192 246H193V245H192ZM226 246H227V245H226ZM254 246H255V245H254ZM263 246H264V245H263ZM63 247L66 248V246H63ZM63 247H61V248L63 249ZM82 247H83V246H82ZM149 247H150V246H149ZM152 247H153V246H152ZM234 247H236V245H234ZM237 247H238V246H237ZM241 247H240V249H241ZM246 247H247V246H246ZM3 248H4V247H3ZM88 248H90V247H88ZM98 248H99V247H98ZM124 248H125V247H124ZM160 248H161V247H160ZM168 248H169V246H168ZM172 248L175 249L174 247H172ZM172 248H171V249H172ZM176 248H177V246H176ZM179 248H182V247H179ZM187 248H188V247H187ZM219 248H220V247H219ZM222 248H224V247H222ZM244 248H245V247H244ZM6 249H5V250H6ZM92 249H93V248H92ZM107 249H108V248H107ZM107 249H106V250H107ZM144 249H146V248H144ZM205 249H206V247H205ZM236 249H237V248H236ZM247 249H248V248H247ZM260 249H261V248H260ZM3 250H4V249H3ZM64 250H65V249H64ZM73 250H74V249H73ZM73 250H72V251H73ZM93 250H94V249H93ZM101 250H102V249H101ZM132 250H134V248H133ZM155 250H156V249H155ZM155 250H154L155 253H159L158 250H156V251H155ZM237 250H238V249H237ZM1 251H2V250H1ZM57 251H58V250H57ZM61 251H62V250H61ZM81 251H82V250H81ZM88 251H89V250H88ZM102 251H103V250H102ZM142 251H143V250H142ZM174 251H175V250H174ZM219 251H220V250H219ZM225 251H226V249H225ZM241 251H242V250H241ZM263 251H264V250H263ZM3 252H4V251H3ZM3 252H2V253H3ZM26 252H25V253H26ZM75 252H76V251H75ZM75 252H74V253H75ZM90 252H91V251H90ZM93 252H94V251H93ZM140 252H141V251H140ZM149 252H150V251H149ZM151 252L153 253V251H151ZM151 252H150V254L153 256V254H152ZM162 252H163V254H164V251H162ZM221 252H222V250H221ZM223 252H224V250H223ZM227 252H228V251H227ZM245 252H246V251H245ZM0 253H1V252H0ZM2 253H1V254H2ZM122 253H123V251H122ZM132 253H133V252H132ZM168 253H169V252H168ZM171 253H172V252H171ZM248 253H249V252H248ZM1 254H0V256H1ZM3 254H4V253H3ZM61 254H63V252H62ZM65 254H66V253H65ZM71 254H72V253H71ZM120 254H121V253H120ZM144 254H145V253H144ZM184 254H185V253H184ZM255 254H256V253H255ZM57 255H58V254H57ZM118 255H119V254H118ZM151 255H150V256H151ZM158 255H159V254H158ZM223 255H224V253H223ZM253 255H254V254H253ZM256 255H260V254L257 253ZM262 255H263V254H261V256H262ZM4 256H5V255H4ZM9 256H8V257H9ZM60 256H62V255H60ZM119 256H120V255H119ZM132 256H134V255L132 254ZM165 256H166V254H165ZM36 257H37V255H36ZM41 257H42V256H41ZM94 257H95V255H94ZM103 257H104V256H103ZM129 257H130V256H129ZM140 257H141V255H140L138 258H140ZM222 257H223V256H222ZM242 257H243V256H242ZM244 257H245V256H244ZM247 257H249V256H247ZM27 258H28V257H27ZM56 258H58V257H56ZM85 258H86V256H85ZM125 258H126V257H125ZM138 258H137V259H138ZM148 258H149V255H148ZM148 258H147V259H148ZM151 258H152V257H151ZM216 258H218V257H216ZM225 258H226V257H225ZM228 258H229V257H228ZM259 258H260V257H259ZM4 259H6V258H4ZM35 259H36V258H35ZM59 259H60V258H59ZM127 259H128V258H127ZM127 259H126V260H127ZM131 259H132V258H131ZM144 259H146V258H144ZM194 259H195V258H194ZM218 259H219V258H218ZM218 259H217V260H218ZM221 259H222V258H220V261H221ZM242 259H244V258H242ZM248 259H249V258H248ZM250 259H251V258H250ZM60 260H61V259H60ZM115 260H116V259H115ZM118 260H119V259H118ZM129 260H130V259H129ZM148 260H149V259H148ZM152 260H153V259H152ZM158 260H159V259H158ZM192 260H193V259H192ZM196 260H197V259H196ZM196 260H195V261H196ZM223 260H224V259H223ZM223 260H222V262H223ZM253 260H254V259H253ZM78 261H79V260H78ZM96 261H97V260H96ZM103 261H104V259H103ZM202 261H203V260H202ZM37 262H38V261H37ZM66 262H67V260H66ZM142 262H143V261H141V263H142ZM147 262H148V261H147ZM190 262H192V261H190ZM196 262H197V261H196ZM245 262H246V261H245ZM252 262H253V261H252ZM5 263H6V262H5ZM106 263H109V262L106 261ZM113 263H114V262H113ZM124 263H125V262H124ZM127 263H128V261H127ZM138 263H139V262H138ZM215 263H216V262H215ZM223 263H224V262H223ZM256 263H258V262H256ZM8 264H9V263H8ZM35 264H36V263H35ZM132 264H134V262H133ZM136 264H137V263H136ZM183 264H184V263H183ZM201 264H202V263H201ZM207 264H208V263H207ZM220 264H221V263H220ZM244 264H245V263H244Z\"/></svg>","mask_w":264,"mask_h":264}]
</instances>
